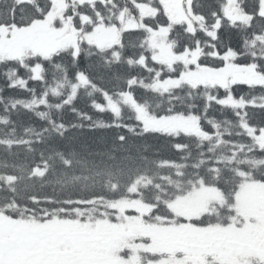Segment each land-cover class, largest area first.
Instances as JSON below:
<instances>
[{
  "label": "trees",
  "instance_id": "obj_1",
  "mask_svg": "<svg viewBox=\"0 0 264 264\" xmlns=\"http://www.w3.org/2000/svg\"><path fill=\"white\" fill-rule=\"evenodd\" d=\"M230 1L245 19L227 17ZM184 10L194 31L161 6L140 30L84 44L77 58L0 59L2 216L77 233L128 229L115 205L135 199L150 209L139 226L149 229L204 189L217 203L264 184V0H185ZM166 27L167 36L156 35ZM228 64L254 68L262 81L189 78ZM174 118L196 128L150 124Z\"/></svg>",
  "mask_w": 264,
  "mask_h": 264
},
{
  "label": "flooded vegetation",
  "instance_id": "obj_2",
  "mask_svg": "<svg viewBox=\"0 0 264 264\" xmlns=\"http://www.w3.org/2000/svg\"><path fill=\"white\" fill-rule=\"evenodd\" d=\"M61 1L65 0H0L6 8L1 10L0 16H3L2 12L8 17L30 13L42 15L47 7L54 8V12L59 14ZM12 2H17L18 6L12 8ZM12 11L15 12L11 14ZM86 18L89 19V10ZM248 195L251 208L248 210L246 233L218 231L162 235L160 241L168 255L160 256V259H165L166 264H264V189H249ZM23 235L6 237L0 234V264H34L47 257L55 264L150 263L142 260L139 251H117L118 243L112 239V234L89 235V246L98 248L89 250H61L65 241L60 233L54 239L40 236L41 243L37 240L30 245ZM34 245L40 248L33 249ZM71 245L74 246L73 243ZM52 246L54 248L50 249Z\"/></svg>",
  "mask_w": 264,
  "mask_h": 264
},
{
  "label": "rangeland",
  "instance_id": "obj_3",
  "mask_svg": "<svg viewBox=\"0 0 264 264\" xmlns=\"http://www.w3.org/2000/svg\"><path fill=\"white\" fill-rule=\"evenodd\" d=\"M164 6H166L167 10H170L171 7L175 9H181V1L182 0H160ZM158 2L156 0H144L141 3L142 15L143 17H149L152 15H156L160 10L158 6ZM172 2V6L170 5ZM67 3H62V8L65 9ZM227 13L237 15L238 7L234 4L233 1H230L227 4ZM172 12L174 10L171 8ZM175 16H182L181 12H174ZM138 25L136 20L133 22L126 23V26L136 27ZM99 29V28H98ZM76 30L72 27L69 28L68 22H60L57 18H47L44 22H40L34 27L28 28L25 32L17 33L14 36V42L6 45H2L3 42L7 40H3L0 42V57H4L6 55L16 56L21 52H24L25 49H32L34 51H40L43 55L51 54L59 51V49L69 47L73 48L77 45V33ZM99 35L103 38H114L116 35V29H99L98 32H95V35L90 39H94ZM17 42V43H16ZM190 79L197 80L198 82L203 83H214L218 81L220 83L226 82L229 78L234 82L241 81H250V82H259V76L251 71L245 70L243 68H228L221 72H210L201 74L199 72H193L190 76ZM171 122H164V125H168ZM184 126L189 128H194V123L190 120L182 121ZM192 204L186 201V198L177 202L175 204L176 214L179 216H188L193 213L191 207ZM115 208L119 210V212L123 215V219L133 227L138 228L142 224V219L145 215H148L150 209L144 207L141 203H139L135 199H130L127 201L119 202L115 205ZM130 211H134L136 215L128 214ZM164 223V221H162ZM122 231L115 230L114 233H120ZM167 233L169 230L166 231ZM129 233V232H127ZM71 239V237L69 238ZM143 251H153V248L142 246L140 247ZM34 264H55L54 260L47 257L44 261L36 262Z\"/></svg>",
  "mask_w": 264,
  "mask_h": 264
}]
</instances>
